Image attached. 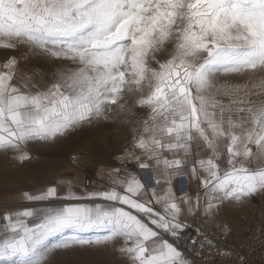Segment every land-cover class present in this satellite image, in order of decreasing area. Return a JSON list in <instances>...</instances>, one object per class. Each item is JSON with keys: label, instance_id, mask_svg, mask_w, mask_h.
Returning <instances> with one entry per match:
<instances>
[{"label": "snow or ice", "instance_id": "obj_1", "mask_svg": "<svg viewBox=\"0 0 264 264\" xmlns=\"http://www.w3.org/2000/svg\"><path fill=\"white\" fill-rule=\"evenodd\" d=\"M20 48L0 64V153L23 164L29 145L94 122L139 127L107 184L57 178L4 205L0 264L110 246L126 264H195L193 247L244 264L220 250L221 215L264 191V0H0V49ZM41 53L73 67L34 89L18 66ZM217 75L246 80L217 86Z\"/></svg>", "mask_w": 264, "mask_h": 264}, {"label": "rangeland", "instance_id": "obj_2", "mask_svg": "<svg viewBox=\"0 0 264 264\" xmlns=\"http://www.w3.org/2000/svg\"><path fill=\"white\" fill-rule=\"evenodd\" d=\"M28 49L16 51L0 49V64L9 56L21 57ZM73 67L69 62L57 60L46 54H28L21 60L17 76L29 87L45 89L52 82L54 74ZM245 77H226L217 75L213 82L219 86L225 81L243 83ZM215 91V90H214ZM217 98L227 100L217 93ZM137 121L144 113L137 110ZM138 123L126 124L122 120L94 122L92 126L79 129L54 143H34L29 145L32 159L23 164L10 154L0 153V210L4 205H15L21 200L24 191H33L50 184L54 179H72L79 189L85 186V180L91 176L89 189L108 183L107 169L118 166L115 157L130 147L133 128ZM73 156L78 159L74 163ZM228 206V205H226ZM222 215L230 226L229 236L243 233L247 229L264 230V191L257 192L240 203L225 207ZM239 228L238 230H236ZM98 233H88L95 236ZM118 243V242H117ZM50 264H126L119 257L115 246L72 248L58 251L51 257Z\"/></svg>", "mask_w": 264, "mask_h": 264}, {"label": "built area", "instance_id": "obj_3", "mask_svg": "<svg viewBox=\"0 0 264 264\" xmlns=\"http://www.w3.org/2000/svg\"><path fill=\"white\" fill-rule=\"evenodd\" d=\"M92 177L89 176L85 180V186L90 187ZM191 224L193 226H199L202 230V220L194 221ZM209 237H216L218 240L220 237L218 233H207ZM230 249L233 252H238L244 257V264H264V230L248 229L240 235L229 236L227 241L220 243V250ZM196 248H191L188 251V255L192 256L195 264H232L228 258L217 254L216 249H210L201 253L199 256L194 255ZM211 253L209 255L208 253ZM235 258H233L234 260Z\"/></svg>", "mask_w": 264, "mask_h": 264}, {"label": "crops", "instance_id": "obj_4", "mask_svg": "<svg viewBox=\"0 0 264 264\" xmlns=\"http://www.w3.org/2000/svg\"><path fill=\"white\" fill-rule=\"evenodd\" d=\"M180 183V179L178 178L176 181H174V184H176V185H178ZM233 204V203H232ZM232 204H230V205H228V206H225V207H230V206H232ZM221 218L223 219V221L226 223V219L224 220V217H223V215H221ZM202 220V223H203V227H202V231H204V232H206V233H211V232H215V233H217V228L216 227H214L213 226V224L212 223H210V222H207V221H205V220H203V219H201ZM192 222V219H189V223H191ZM239 228H237L236 230H238ZM248 230V229H247ZM246 231V230H245ZM242 234V233H241ZM238 235H240V234H238ZM119 257H121L120 255H119ZM122 258V257H121Z\"/></svg>", "mask_w": 264, "mask_h": 264}]
</instances>
